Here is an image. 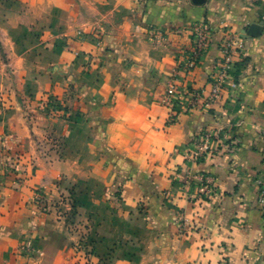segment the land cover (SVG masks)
Listing matches in <instances>:
<instances>
[{"label":"crops","instance_id":"1","mask_svg":"<svg viewBox=\"0 0 264 264\" xmlns=\"http://www.w3.org/2000/svg\"><path fill=\"white\" fill-rule=\"evenodd\" d=\"M228 34L237 86L171 122L168 87L206 88ZM263 129L264 0H0V264H75L78 223L112 264H264ZM215 131L235 148L187 159ZM69 188L72 220L38 206Z\"/></svg>","mask_w":264,"mask_h":264},{"label":"built area","instance_id":"2","mask_svg":"<svg viewBox=\"0 0 264 264\" xmlns=\"http://www.w3.org/2000/svg\"><path fill=\"white\" fill-rule=\"evenodd\" d=\"M256 2L258 0H255ZM242 40H238L235 36L228 34L220 44L222 56L217 60L215 67L209 75L208 85L204 89H189L171 84L165 96L166 104L169 106L171 122H175L181 109L190 111L193 109L212 110L217 103H224L227 93L237 86L238 63L240 59V49L242 48ZM209 46V31L206 27H199L192 40L191 49L188 53L187 61L179 63L178 67L185 73L189 74L195 70L201 58ZM45 107L48 114L54 118H70V112L67 107L58 103L54 98H47ZM264 135V129L262 130ZM235 141H226L225 134L222 131L204 132L194 139L193 148L188 152L187 159L193 162H200L206 158L223 155V152L231 151L235 148ZM185 176V182L190 183L191 177ZM258 183V203L264 207V176L257 180ZM203 186L200 188L201 193L209 196L211 189V181L204 179ZM46 200L40 196V200ZM43 211L49 213L55 211L59 217L71 219L78 211V203L74 197L72 189H67L57 201L49 202L46 200ZM73 219V218H72ZM71 219V220H72ZM72 228L77 227L71 222ZM76 229L79 233V240L73 245L75 264H112L109 257L100 258L96 255L94 240L90 238L89 226L78 223ZM81 229V230H80Z\"/></svg>","mask_w":264,"mask_h":264},{"label":"trees","instance_id":"3","mask_svg":"<svg viewBox=\"0 0 264 264\" xmlns=\"http://www.w3.org/2000/svg\"><path fill=\"white\" fill-rule=\"evenodd\" d=\"M19 164V163H18ZM14 172L15 173H17L18 171H17V167L16 166H14ZM46 203V200H40L39 202H38V206L40 207V209L43 211V208H44V204Z\"/></svg>","mask_w":264,"mask_h":264}]
</instances>
